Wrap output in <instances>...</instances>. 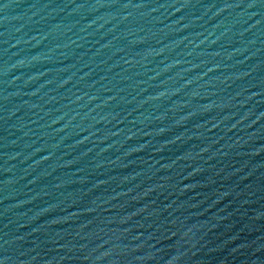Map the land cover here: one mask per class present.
<instances>
[{"label": "water", "instance_id": "obj_1", "mask_svg": "<svg viewBox=\"0 0 264 264\" xmlns=\"http://www.w3.org/2000/svg\"><path fill=\"white\" fill-rule=\"evenodd\" d=\"M0 264H264V0H0Z\"/></svg>", "mask_w": 264, "mask_h": 264}]
</instances>
